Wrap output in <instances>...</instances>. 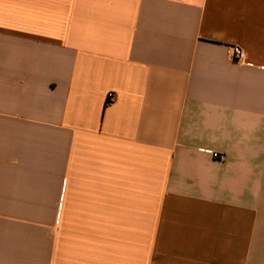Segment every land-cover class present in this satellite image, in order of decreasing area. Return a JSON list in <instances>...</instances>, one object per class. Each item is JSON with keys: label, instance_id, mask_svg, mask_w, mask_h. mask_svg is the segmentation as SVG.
Wrapping results in <instances>:
<instances>
[{"label": "crops", "instance_id": "1", "mask_svg": "<svg viewBox=\"0 0 264 264\" xmlns=\"http://www.w3.org/2000/svg\"><path fill=\"white\" fill-rule=\"evenodd\" d=\"M0 264H264V0H0Z\"/></svg>", "mask_w": 264, "mask_h": 264}, {"label": "built area", "instance_id": "2", "mask_svg": "<svg viewBox=\"0 0 264 264\" xmlns=\"http://www.w3.org/2000/svg\"><path fill=\"white\" fill-rule=\"evenodd\" d=\"M240 54H241V50H240L239 47H233V48H232V55H233L234 59L239 58V57H240ZM114 97H115V96H114L113 93L108 92V94H107V96H106V99H107V101L111 102V101L114 100ZM214 155L216 156V154H214Z\"/></svg>", "mask_w": 264, "mask_h": 264}]
</instances>
